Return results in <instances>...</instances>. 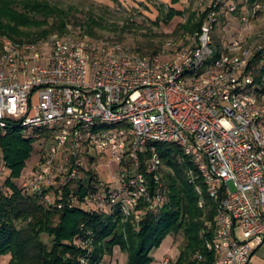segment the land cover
<instances>
[{
	"label": "built area",
	"instance_id": "1",
	"mask_svg": "<svg viewBox=\"0 0 264 264\" xmlns=\"http://www.w3.org/2000/svg\"><path fill=\"white\" fill-rule=\"evenodd\" d=\"M197 8L206 12L201 28L156 54L73 32L50 36L48 53L45 39L0 37V134L16 125L25 136L40 130L52 139L39 164L23 171L25 193L137 222L167 199L165 162L149 144L180 145L217 206L208 243L214 264H251L264 247V75L256 80L264 42L245 27L217 50L213 33L225 5L200 0ZM104 160L110 182L96 169ZM11 176L0 153V185ZM78 181L87 191L68 194Z\"/></svg>",
	"mask_w": 264,
	"mask_h": 264
},
{
	"label": "trees",
	"instance_id": "2",
	"mask_svg": "<svg viewBox=\"0 0 264 264\" xmlns=\"http://www.w3.org/2000/svg\"><path fill=\"white\" fill-rule=\"evenodd\" d=\"M179 1L172 0V3ZM161 6L167 5L161 3ZM185 14L186 10L170 6L156 22L170 24L176 16ZM72 16L68 9L49 0H0V37L26 43L43 40L54 32H72L69 29ZM205 16L206 12H190L175 32L183 34L200 29ZM78 24L85 28L79 34L101 38L96 31L102 24L98 17H89ZM115 41L125 43L121 38ZM221 46L216 42L217 50ZM134 48L140 53L160 51L151 42ZM263 75L264 63L256 80L261 81ZM36 133L44 132L36 130ZM36 138L25 136L23 129L16 125L0 134V153L12 170L6 184L0 185V256L11 255L8 264H102L117 246L128 254V264H152L155 261L152 252L166 237L176 234H182L185 242L173 264L215 263L216 252L208 243L215 238V228L209 227V221L215 222L217 206L194 161L180 145L149 144V151L155 147L171 169L163 175L167 199L162 208L147 212L137 222L124 220L118 210L113 214L90 211L82 206L70 207L67 201L64 208H58L47 205L43 195L25 193L20 180L35 152ZM148 177L154 193L158 184L150 174ZM66 189L68 194L73 190L82 196L87 191L81 181ZM19 222L24 225L19 227Z\"/></svg>",
	"mask_w": 264,
	"mask_h": 264
},
{
	"label": "rangeland",
	"instance_id": "3",
	"mask_svg": "<svg viewBox=\"0 0 264 264\" xmlns=\"http://www.w3.org/2000/svg\"><path fill=\"white\" fill-rule=\"evenodd\" d=\"M56 3L70 12H72V21L69 24V29L75 34L84 33L79 21L89 17H98L101 21V26L96 29L98 36L103 39L112 41L122 39L131 46H146L148 43H153L162 52L164 49L174 51L178 49L176 46H168L169 42H178L181 38L180 33L175 32L180 23L186 21L189 13L192 11H201L197 8L200 0H184L181 8L186 10L184 16H176L170 24L163 21L157 23L156 20L161 14L167 13L168 6H161V2L157 0H49ZM225 5L223 13L219 14V23L213 35L215 42L224 44L233 40L237 32L245 27L251 35V39L260 38L264 42V0H221ZM210 3V1H207ZM208 3L203 5V11L208 7ZM235 5L236 9H231ZM161 8V9H160ZM199 13V12H198ZM58 33L54 32L45 39L46 53L50 51L51 41L50 36ZM3 37V36H1ZM9 38V37H8ZM12 39V38H11ZM180 44V43H179ZM216 45V43L214 44ZM172 47V48H171ZM1 55V53H0ZM24 132V135L27 133ZM45 134L46 136H43ZM33 135V133L31 134ZM35 152L27 161V170H32L38 165L43 149L50 145L52 139L48 138L47 133L35 134ZM29 137V136H27ZM105 160L106 156L102 157ZM101 162L96 168L101 174L102 180L110 182L112 180V172L106 161ZM113 169V167H112ZM170 167L165 164L164 172H169ZM74 187V186H72ZM19 227L24 225L23 222L18 223ZM209 227L215 228V222L209 221ZM240 238H243V233L239 231ZM44 239H48L47 235H43ZM185 242L182 234L169 235L166 237L162 245L155 249L152 254L155 261L152 264H173L180 252L181 247ZM199 259L200 257L198 255ZM11 255L0 256V264H8ZM102 264H128V254L123 252L120 247H115L112 255H107ZM251 264H264V247L258 250Z\"/></svg>",
	"mask_w": 264,
	"mask_h": 264
},
{
	"label": "crops",
	"instance_id": "4",
	"mask_svg": "<svg viewBox=\"0 0 264 264\" xmlns=\"http://www.w3.org/2000/svg\"><path fill=\"white\" fill-rule=\"evenodd\" d=\"M157 1H160L161 3H165L167 6L169 5L177 9L183 10L181 6L184 0H180L178 3H172V0H157Z\"/></svg>",
	"mask_w": 264,
	"mask_h": 264
}]
</instances>
